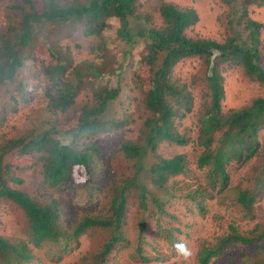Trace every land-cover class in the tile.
Returning a JSON list of instances; mask_svg holds the SVG:
<instances>
[{
  "label": "trees",
  "instance_id": "16d2710c",
  "mask_svg": "<svg viewBox=\"0 0 264 264\" xmlns=\"http://www.w3.org/2000/svg\"><path fill=\"white\" fill-rule=\"evenodd\" d=\"M139 1L0 0V128L8 113L34 100L52 115L74 111L56 131L0 141V264H106L112 251L130 245L143 264H160L148 254L158 241L174 251L175 243H188V264H232L229 252L237 264H264V225L243 224L264 188V94L240 109L223 107L228 70L264 90V0H154L146 9ZM202 3L217 9L212 39L201 36ZM127 17L144 26L136 33L137 67L132 57L118 62L107 71L117 86L95 90L88 77H101L111 59L108 20H119L116 37L131 44ZM193 61L190 82L176 76L178 65ZM85 84L92 103L75 110ZM121 96L120 116L103 120ZM136 123L137 136L117 150L125 169L101 173L91 141ZM30 174L37 184L28 185ZM215 191L236 205L220 213L225 228L210 241L198 218ZM71 193L85 199L61 201ZM130 207L149 212L141 214L137 239L126 230ZM150 226L152 238L144 236ZM94 234L101 239L89 242L96 254L80 257L82 240ZM175 262L185 264L176 251Z\"/></svg>",
  "mask_w": 264,
  "mask_h": 264
},
{
  "label": "rangeland",
  "instance_id": "374dc122",
  "mask_svg": "<svg viewBox=\"0 0 264 264\" xmlns=\"http://www.w3.org/2000/svg\"><path fill=\"white\" fill-rule=\"evenodd\" d=\"M154 0H140V8H149L153 5ZM202 14L205 19L204 25L206 28L203 30L202 37L211 38V34L216 33V30L214 32L212 27L214 24V18L217 14V9L213 11H208L207 4L202 3ZM259 17H264V14L260 13ZM128 21V30H130L133 34V41L131 44H127L121 40H119L116 37V31L120 27V22L117 18H111L108 20V23L110 25L109 29L105 31L104 36L106 37L109 45L108 50V59L109 57L111 59H114L116 62H112L111 59L108 60V63H105V70L101 72V77L93 79L92 77H88V81L90 83H93L94 89L96 90L98 86H109V87H116L118 80L114 76V74H108L107 71L111 70L112 68H116L118 62L124 61L126 62L129 60V57H132V60L135 64V67H137L136 63L138 61V52L140 51V46L142 44L141 39L137 37L136 33L144 28L143 24L138 22L135 18L127 17ZM42 28V32L44 27ZM204 35V36H203ZM80 59L84 60L86 58L85 52H82V56L79 57ZM93 58V56H91ZM124 58L126 60H124ZM95 62H99L98 59H94ZM78 62V59H77ZM197 66V63L193 61V63H185L180 64L176 68V76L181 77L185 79L186 81L190 82L189 78L194 72L195 68ZM224 87H225V99L223 101V107L224 110L229 109H240L244 106H248L253 98L263 95L264 90L259 87L256 84H253L249 81H247L241 74V72H238L237 70H228L224 74ZM91 89L85 84L84 87H82L79 90L78 96L75 98L76 105L73 107L75 110L77 109V105H86L91 104L92 99L89 95L88 90ZM124 97V96H123ZM121 101H123L122 96L117 99L115 102H112L108 107L105 113L102 114V119L109 121L114 119L115 117H119V105L121 104ZM3 108L0 106V119L2 116ZM74 111H68L65 114L56 113V115H52L45 103V101L34 100L30 103V106L21 107L16 113H8L7 118L0 128V141L7 140L9 138H18L26 135H33L38 134L40 132H43L46 129H50L52 126L55 129L56 124H63L65 122V118L72 114ZM139 124H133L131 127L128 128V126L120 130L118 133H110L103 135L101 137L93 139L91 143L95 145L99 149L98 157L102 161L100 166V172L107 174H111L112 171L118 170V169H125V165L122 164L124 162V157L122 158V154L120 152H117L119 144L130 140L129 138H135L137 136L136 131H138ZM53 137L57 140L67 142L70 141V135H64L62 133H55L53 134ZM264 142V139H263ZM166 152H170V149L166 148ZM123 160V162H122ZM145 164L151 162V159L149 157L146 158ZM125 163V162H124ZM126 164V163H125ZM21 174V173H19ZM38 179L31 180V174L29 175V183L28 185H34L37 184ZM219 193H216L215 191V197L211 194L210 198L205 199V204L208 209V213L204 217H199L198 222L202 221V227L200 229H203V237L207 238L210 241H213L215 236L225 228V222L220 219V213L223 215L229 214L230 207L234 208L233 206L236 205L235 199L230 198L229 195H225V197L219 196ZM69 197H72L74 199L80 200V197L84 200L85 197L76 195L74 193L70 194H64L61 201L64 199H67ZM221 199H224L223 203H221ZM137 205V204H136ZM218 208V209H217ZM138 211V212H137ZM134 210L132 207L129 208L127 212V228L131 233V237L133 239L138 238V225H139V219L141 217V214H146V218L149 215V212H142L139 209ZM254 214L253 218L251 219H245L243 224L246 228H254L257 224L264 225V188L262 190L261 195L257 196V202L254 205ZM155 226V224L153 223ZM154 226H150L145 234L150 236L151 238L155 236L156 229ZM176 226V225H172ZM180 229L183 230L182 225H178ZM221 227V228H220ZM128 236L129 233L127 232ZM184 235L180 236L183 237ZM130 237V236H129ZM94 239V241L100 242L101 239L94 234V237L82 240L79 250L80 257L83 255H86L88 257H93V255L96 254L94 251L91 253L89 249V242ZM131 239V238H130ZM132 241V239H131ZM200 242H195L194 245L198 244ZM199 247V246H198ZM133 245H130L129 248H126L125 250L121 251V255H116L112 251L111 255L106 258V261H104L106 264H143L139 257L134 252ZM136 251V250H135ZM239 252V251H238ZM150 255L149 257L152 259H158L160 264H178L175 262V251L173 250L172 246L169 243H163V242H157V248L156 250H150L148 252ZM133 255H135V258H133ZM130 256L131 258L127 257ZM226 256L233 260L234 263L237 264L238 262V255L236 253H227ZM100 259V258H99ZM149 264V263H148ZM217 264H224L221 261H219ZM228 264H231L230 261H228Z\"/></svg>",
  "mask_w": 264,
  "mask_h": 264
},
{
  "label": "clouds",
  "instance_id": "9594fccd",
  "mask_svg": "<svg viewBox=\"0 0 264 264\" xmlns=\"http://www.w3.org/2000/svg\"><path fill=\"white\" fill-rule=\"evenodd\" d=\"M174 249L179 258H182L185 261V264L193 257V250L189 247L188 243L180 241L174 244Z\"/></svg>",
  "mask_w": 264,
  "mask_h": 264
}]
</instances>
